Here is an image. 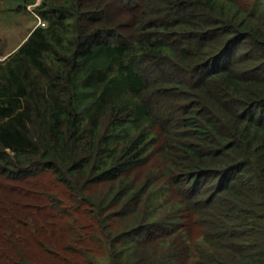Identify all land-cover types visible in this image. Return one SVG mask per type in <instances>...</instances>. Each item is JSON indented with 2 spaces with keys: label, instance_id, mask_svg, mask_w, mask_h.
<instances>
[{
  "label": "trees",
  "instance_id": "1",
  "mask_svg": "<svg viewBox=\"0 0 264 264\" xmlns=\"http://www.w3.org/2000/svg\"><path fill=\"white\" fill-rule=\"evenodd\" d=\"M35 11L0 62V264H264V0Z\"/></svg>",
  "mask_w": 264,
  "mask_h": 264
},
{
  "label": "rangeland",
  "instance_id": "2",
  "mask_svg": "<svg viewBox=\"0 0 264 264\" xmlns=\"http://www.w3.org/2000/svg\"><path fill=\"white\" fill-rule=\"evenodd\" d=\"M41 1L37 0L34 5L26 6L22 0H0V62L8 59L30 34L45 22L35 11V7ZM109 14L117 19L120 18L124 23L127 21L126 17L131 16L126 9H122V5L113 4L109 8ZM45 24L47 25L46 22ZM169 206H174V203L171 202ZM160 213L168 215L167 207ZM195 260L194 257L190 259L192 262Z\"/></svg>",
  "mask_w": 264,
  "mask_h": 264
},
{
  "label": "built area",
  "instance_id": "3",
  "mask_svg": "<svg viewBox=\"0 0 264 264\" xmlns=\"http://www.w3.org/2000/svg\"><path fill=\"white\" fill-rule=\"evenodd\" d=\"M41 26H42V27H46V24H45V22H43V23L41 24Z\"/></svg>",
  "mask_w": 264,
  "mask_h": 264
}]
</instances>
